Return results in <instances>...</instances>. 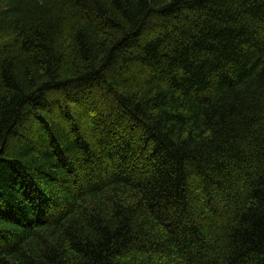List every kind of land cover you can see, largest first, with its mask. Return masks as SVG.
<instances>
[{"label":"trees","instance_id":"trees-1","mask_svg":"<svg viewBox=\"0 0 264 264\" xmlns=\"http://www.w3.org/2000/svg\"><path fill=\"white\" fill-rule=\"evenodd\" d=\"M0 264H264V0H0Z\"/></svg>","mask_w":264,"mask_h":264}]
</instances>
